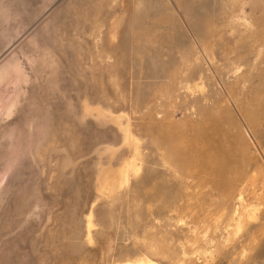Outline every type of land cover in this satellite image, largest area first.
I'll list each match as a JSON object with an SVG mask.
<instances>
[{
	"label": "rangeland",
	"instance_id": "rangeland-1",
	"mask_svg": "<svg viewBox=\"0 0 264 264\" xmlns=\"http://www.w3.org/2000/svg\"><path fill=\"white\" fill-rule=\"evenodd\" d=\"M0 264H264V0H0Z\"/></svg>",
	"mask_w": 264,
	"mask_h": 264
},
{
	"label": "bare ground",
	"instance_id": "bare-ground-1",
	"mask_svg": "<svg viewBox=\"0 0 264 264\" xmlns=\"http://www.w3.org/2000/svg\"><path fill=\"white\" fill-rule=\"evenodd\" d=\"M1 74H2V71H1ZM117 264H152V263L149 261H145V260H139V261H125V262L117 263Z\"/></svg>",
	"mask_w": 264,
	"mask_h": 264
}]
</instances>
